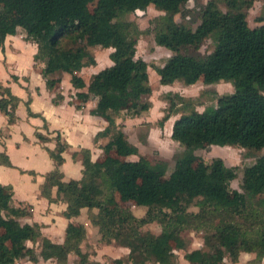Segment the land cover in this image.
Wrapping results in <instances>:
<instances>
[{"label": "trees", "instance_id": "obj_1", "mask_svg": "<svg viewBox=\"0 0 264 264\" xmlns=\"http://www.w3.org/2000/svg\"><path fill=\"white\" fill-rule=\"evenodd\" d=\"M184 5V0H0V48L20 28L36 45L35 57L45 62L42 75L47 87L53 89L59 82L49 76L68 75L72 88L80 91L77 100L97 99L92 114L108 124L104 132L110 140L102 160L92 161L87 149L72 155L81 157L79 180H63L59 168L68 145L57 134L55 149H45L55 168L44 177L40 194L49 203L64 204L66 220L86 210L102 242L128 249L126 260L115 264H175L173 247L186 248L180 236L184 228L204 231L203 249L185 254L188 262L223 264L227 252L234 261L242 252L255 254L256 260L264 255V200H259L264 194V155L243 168L238 190L230 187L237 178L236 167L226 166L220 158L204 163L196 156L198 150L211 146L264 150V24L248 26L250 0H207L199 10V24L191 29L175 21V16L189 14ZM149 7L162 13L150 22L155 43L171 54L161 66L152 67L161 86L181 82L189 87L201 80L206 86L224 83L233 89L231 94L218 95L215 106L203 112L184 100L182 111L163 118L161 126L170 114L179 115L170 138L181 151L173 156L168 177L167 165H151L139 156L115 121L124 110L126 117L135 118L151 106L148 65L136 58L138 27L125 19ZM207 40L215 47L202 73L205 59L198 52ZM97 46L112 50V65L85 84L76 71L95 65L86 48ZM20 102L0 85V113L10 125L16 122ZM26 107L33 116L28 102ZM36 138L47 142L40 134ZM132 156L138 159L128 160ZM0 166L12 168L5 153H0ZM12 197V187L0 185V264L36 262L38 257L67 264L70 254L79 257V264H101L89 263L80 250L86 237L83 225L68 223L64 241L53 243L42 236L38 225L22 222L31 217L32 208L14 206ZM117 198L145 208L144 218L122 208ZM191 207L198 211L189 212ZM153 222L162 226L158 235L142 229ZM28 243L38 245V254Z\"/></svg>", "mask_w": 264, "mask_h": 264}, {"label": "crops", "instance_id": "obj_2", "mask_svg": "<svg viewBox=\"0 0 264 264\" xmlns=\"http://www.w3.org/2000/svg\"><path fill=\"white\" fill-rule=\"evenodd\" d=\"M36 53V45L27 40L20 28L16 35L7 36L0 48V85L21 101L15 111L14 124L10 125L7 117L0 113V153H5L12 165V168L0 166V185L12 187L14 206L28 205L32 208L31 217L22 220L23 223L38 225L43 237L61 244L67 224H75L84 210L78 218L66 220L62 216L65 211L64 204L49 203L41 196L44 177L55 168L45 149H55L57 144L54 138L58 134L61 141L68 145L62 154L64 162L59 168L63 180H79L82 171L81 157L78 155L73 159L72 155L78 154L81 149H87L91 153L92 161H100L97 158L109 142L110 135L104 132L108 126L107 122L92 114L97 99L80 103L76 98L80 91L72 88L68 75L49 76V79H58L59 82L53 89L47 87V78L42 75L45 62L37 59ZM92 67H80L83 71H76V75L80 76L85 84L99 71ZM85 70H92L91 74H83ZM27 102L33 116L28 114ZM141 118L125 119L123 124L140 122ZM119 119L115 120L116 127ZM173 123L169 126L170 134ZM117 129L119 130V127ZM120 130L126 135L124 129ZM36 134L46 138L47 142H40ZM55 194L56 189H53L52 197H55ZM52 230H59L60 235L55 237ZM118 248L128 251L123 247Z\"/></svg>", "mask_w": 264, "mask_h": 264}, {"label": "rangeland", "instance_id": "obj_3", "mask_svg": "<svg viewBox=\"0 0 264 264\" xmlns=\"http://www.w3.org/2000/svg\"><path fill=\"white\" fill-rule=\"evenodd\" d=\"M250 1L252 2V6L246 13V21L250 28H255L264 24V0ZM184 2V10L188 11L189 14H187L185 18H181L177 15L175 16V21L187 28L195 29L199 24V10L205 5L207 0H184ZM92 7L90 8L92 9ZM160 15H162V13L156 11L153 7H149L145 11H136L125 17L126 20L135 23L138 27L135 36L137 40L136 58L142 59L148 65L147 73L152 94L149 98L151 103L150 108L141 116L137 117H144L141 118L142 120H140V122L124 125V120L130 119L128 117L126 118L124 110L122 114L117 117L120 118L117 127H119V131H121L120 129L126 131V135L124 134L126 139L137 148L138 155L144 157L151 165L164 162L167 165L165 177H168L174 168L173 156L181 151L179 145L171 140L169 131L170 123H173V121L175 122L179 115L170 114L169 119L161 126L163 118L176 110L182 111L184 100L194 104L196 111L203 112L204 109L215 106L218 95L231 94L233 89L229 84L224 83L206 86L201 80L192 87L184 86L181 82H175L167 87H163L159 84V77L152 70V67L161 66L171 55L167 50L159 47L154 40L153 26L150 22ZM259 19H262V21ZM214 47V43L211 40H207L198 52V55L205 59V63L200 67L202 73L208 68L209 56L213 52ZM86 49L95 60V65L92 67L95 71H100L112 65L109 60V54L111 53L110 49H105L103 46ZM78 71L80 72L83 70L78 68ZM91 71L85 70V72L82 73L89 75ZM262 155H264V150L256 152L237 147L218 146L206 147L196 152L198 159L204 163H210L212 159L220 158L226 166L236 167L238 169L237 178L230 184L233 190H238L243 168L253 164L257 158ZM103 157L104 152H101L97 160H102ZM128 159L136 161L138 156H132ZM117 200L122 208L128 209L137 219L144 218L146 213L145 208H138L132 202H121L118 198ZM259 200H264V194L259 196ZM197 211L198 209L196 207H191L189 209V212L196 213ZM74 223L75 225H83L86 230L87 238L85 237V240L81 243L80 250L83 254L87 255L89 263L115 264V260H126L129 251L119 250V246L113 241L110 243L102 242L98 230L90 224L86 210L82 212L81 216ZM209 227L211 226L209 225ZM142 229L150 230L153 234L158 235L162 231V226L157 222H153L144 225ZM51 232L55 237L60 235L59 230H52ZM203 235V229L193 231L184 228L181 230L180 236L185 241L186 248L185 250H179L175 246L173 247L175 264H197V262L186 261L184 256L194 250L203 249ZM28 246L34 247L38 254V245L32 246L28 243ZM68 259L67 264H79L80 262L79 257L75 254H70ZM251 261H254V264H264V255L260 260H256L255 254L242 252L234 261L232 255L227 252L223 264H249ZM16 264H55V262L43 261L38 257L36 262H33L31 259H25L18 261Z\"/></svg>", "mask_w": 264, "mask_h": 264}]
</instances>
